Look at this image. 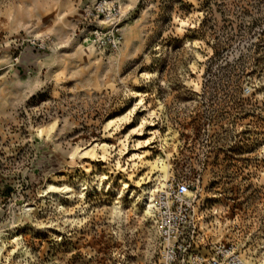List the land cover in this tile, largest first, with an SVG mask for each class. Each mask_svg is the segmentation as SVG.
<instances>
[{
  "label": "rangeland",
  "instance_id": "374dc122",
  "mask_svg": "<svg viewBox=\"0 0 264 264\" xmlns=\"http://www.w3.org/2000/svg\"><path fill=\"white\" fill-rule=\"evenodd\" d=\"M97 1L0 0V264H159L167 182L264 264V0Z\"/></svg>",
  "mask_w": 264,
  "mask_h": 264
},
{
  "label": "built area",
  "instance_id": "2783aa9c",
  "mask_svg": "<svg viewBox=\"0 0 264 264\" xmlns=\"http://www.w3.org/2000/svg\"><path fill=\"white\" fill-rule=\"evenodd\" d=\"M110 1L87 5L85 12L100 18L111 14ZM119 40V38H118ZM117 40L113 45L117 46ZM190 183H165L156 192V226L162 240L159 264H249L234 243L196 242L195 195Z\"/></svg>",
  "mask_w": 264,
  "mask_h": 264
},
{
  "label": "bare ground",
  "instance_id": "6f19581e",
  "mask_svg": "<svg viewBox=\"0 0 264 264\" xmlns=\"http://www.w3.org/2000/svg\"><path fill=\"white\" fill-rule=\"evenodd\" d=\"M192 192L190 191L188 194H191ZM151 194L150 192L148 193V195Z\"/></svg>",
  "mask_w": 264,
  "mask_h": 264
}]
</instances>
